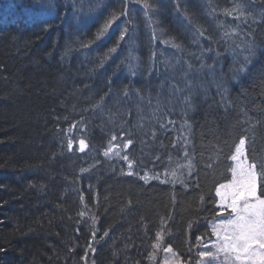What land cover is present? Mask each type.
Segmentation results:
<instances>
[{"label":"trees","instance_id":"trees-1","mask_svg":"<svg viewBox=\"0 0 264 264\" xmlns=\"http://www.w3.org/2000/svg\"><path fill=\"white\" fill-rule=\"evenodd\" d=\"M241 139L264 0H0V264H200Z\"/></svg>","mask_w":264,"mask_h":264},{"label":"snow or ice","instance_id":"snow-or-ice-1","mask_svg":"<svg viewBox=\"0 0 264 264\" xmlns=\"http://www.w3.org/2000/svg\"><path fill=\"white\" fill-rule=\"evenodd\" d=\"M113 139L116 138L113 137ZM244 143L245 141L241 139L240 144ZM80 144L83 149L84 141L81 140ZM69 146H71V142ZM107 154L106 152L105 155ZM233 159L236 157L234 156ZM255 167V164L250 165L247 169L241 166L240 178L233 182L231 212L235 214V218L224 222L231 226L232 232L231 235H226L223 238L225 243L223 246L217 247V251L234 252L237 260L243 255L246 259H250L252 264H264V198L257 195L256 175L252 171ZM217 195H220L219 190H217ZM221 210H223V206H221ZM157 238L159 239V234H157ZM167 251L170 252L171 249L168 248ZM199 255L202 258L212 257L213 253L211 250H205L201 251Z\"/></svg>","mask_w":264,"mask_h":264},{"label":"rangeland","instance_id":"rangeland-1","mask_svg":"<svg viewBox=\"0 0 264 264\" xmlns=\"http://www.w3.org/2000/svg\"><path fill=\"white\" fill-rule=\"evenodd\" d=\"M239 149V151H237ZM245 148L244 144H239L238 147L235 149L233 157L235 156L236 159H231V179L228 183L222 184L218 186V190L220 192V195H217L218 200V206L221 209V206H223L222 216L219 217L218 220L215 221V223L212 226V231L214 233V238L210 242V244H207L206 250H211L213 253L212 257H204L200 264H209L208 262L211 261V264H252V261L250 259H246L243 255H241V258L239 260L235 259L236 253L234 252H227L224 251H217V247L223 246L225 241L224 237L226 235H231L232 228L230 225H227L224 223L228 219H234L235 214L231 212V199H232V192L234 191L233 182L238 180L239 177V171L240 167L249 168L250 165L246 162L245 158ZM252 171L255 172V169H252ZM235 172V175H234ZM256 175V174H255ZM256 185H257V177H256ZM223 186V187H221ZM223 197V199H222ZM253 203L255 201H252ZM219 234V235H217ZM259 251V249H257ZM164 259L160 264H180L177 257L169 253L168 251L164 254Z\"/></svg>","mask_w":264,"mask_h":264}]
</instances>
